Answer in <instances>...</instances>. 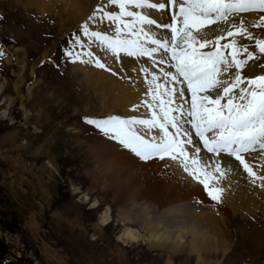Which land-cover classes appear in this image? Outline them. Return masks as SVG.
<instances>
[{
  "label": "rangeland",
  "instance_id": "374dc122",
  "mask_svg": "<svg viewBox=\"0 0 264 264\" xmlns=\"http://www.w3.org/2000/svg\"><path fill=\"white\" fill-rule=\"evenodd\" d=\"M6 1H0V38L9 41L20 37L19 32L25 33L27 51L17 53V46L11 45L15 60L6 62L3 76L9 84L4 83L0 90V235L7 237L0 264H205L194 257L187 261L186 252L174 255L150 248L145 238L128 243L118 239L128 227L138 228L136 223L127 224L120 212L121 207L130 208L125 203L130 191L120 182L111 186L116 171L109 168L106 159L95 158L91 149L101 146L104 150L96 149L98 153L110 158L111 147L104 136L87 142L83 136L86 126L80 121L82 115L102 117L115 111L116 100L96 97L99 92L94 91L95 87L75 82L69 67L66 75L52 68L53 78L48 67L40 65L66 34L69 37L77 30L76 24L70 29L66 26L65 32L57 31L56 19H42L35 13L37 9L30 12L21 5L17 9ZM20 14L27 18L22 19ZM64 18L60 19L61 25ZM44 49L49 52L43 55ZM21 71L24 85L19 83L16 89V74ZM29 91H34L31 98H27ZM37 94L44 99H38ZM36 98L41 100L39 107L34 105ZM87 103L91 105L90 113L79 106ZM121 165L131 171L119 161L117 167ZM109 207L104 224L102 218ZM223 237L227 238V250L232 243L231 248L227 252L221 244L216 261L208 264H264L263 210L234 216Z\"/></svg>",
  "mask_w": 264,
  "mask_h": 264
},
{
  "label": "snow or ice",
  "instance_id": "6c2138e0",
  "mask_svg": "<svg viewBox=\"0 0 264 264\" xmlns=\"http://www.w3.org/2000/svg\"><path fill=\"white\" fill-rule=\"evenodd\" d=\"M155 12L163 13L159 21ZM252 12L261 15L246 25L241 14ZM249 27L264 30V0H103L72 34L65 57L113 75H119L114 68L127 69L129 58L143 57L173 71L161 68L162 82L160 74L151 73V101L144 102L150 116L86 122L143 161L179 158L217 204L226 192L221 180L233 171L222 155L234 158L235 170L242 166L250 183L264 189V175L245 159L264 167V73L244 74L249 61L264 58V33ZM141 71L149 73L147 67ZM137 126L160 134L146 138Z\"/></svg>",
  "mask_w": 264,
  "mask_h": 264
},
{
  "label": "bare ground",
  "instance_id": "6f19581e",
  "mask_svg": "<svg viewBox=\"0 0 264 264\" xmlns=\"http://www.w3.org/2000/svg\"><path fill=\"white\" fill-rule=\"evenodd\" d=\"M6 2L9 3L10 6L13 5L17 7V9L18 6L21 5L24 9H27L30 12L37 9L35 13L40 15L42 19H46L47 17H49L50 20L56 19V24L59 26L57 31L63 29L64 32L75 24L80 28L81 21L87 18L97 5H100L98 0H7ZM20 15L24 16L23 14ZM63 15L67 20L65 18V20L62 19L64 24L61 25L60 19ZM260 15L261 13L258 12L246 13L251 24L256 22ZM25 18L27 17L24 16L22 19ZM250 23H248V25H251ZM12 24L14 25V22H12ZM68 25L70 27L67 29L66 26ZM102 26L106 28L105 25ZM7 27L11 28L12 26L8 23ZM36 30L39 31V27H36ZM249 31L257 34L259 28L249 27ZM262 31L264 33V30ZM19 35L20 37L17 39L22 45L14 49L17 53L23 51L24 54H26V45L23 43V41L26 40V35L25 33L21 34L20 32L18 36ZM89 43L92 42L90 41ZM14 49V53H11V55L8 56V64L15 60ZM48 52L47 49H44L42 54L44 55ZM127 64V70L129 72L133 67V62L128 60ZM260 64H264L263 59L256 61L255 63H250L249 67L251 68L246 69V74L252 76L255 75V73H264L263 69L258 68V65ZM21 67L23 70L24 66L21 65ZM78 68L82 71L81 79L88 86L95 87V90L93 89L94 91L99 92V95L96 97L108 101L116 100V102H114L117 107L116 110L113 111L112 109L111 112L106 114L123 110L125 114L139 115L140 118L150 116V112L144 104L140 105L137 103L142 92L138 90L140 87L138 83L137 86H133L131 81H128L126 78L128 75H131L130 72L125 74L123 70H117L119 71V78H116L103 70L95 69L91 66L86 65L84 66L85 69ZM34 73L35 69H33L31 75ZM22 78V71L20 73L17 72L16 89L19 83L22 84V86L24 85V78ZM4 83L9 84L6 77L0 74V90L1 88L4 89ZM42 83L43 82H41V84ZM22 86L20 85L21 88ZM46 90L47 89H45V91ZM33 92L34 91L27 92V98H31ZM36 96H38V99H44V97H41L39 94ZM76 97L80 98L79 95H76ZM38 99L36 102L37 104L34 103L37 107H39L38 103L41 101ZM61 100L65 101L62 97ZM79 106L84 108V112L90 113V104L87 103V105ZM100 106H102L100 109L101 112H103V104H100ZM106 108L107 107H105V109ZM43 129L44 126L36 132L40 133ZM142 129L144 130V133L150 132L156 136L160 134L157 129L150 130L143 126ZM103 138L113 152L110 158L106 157L104 154L98 153V149H103L101 146L96 145L91 147V149L95 158L98 160L101 159L100 157L106 159L109 168L116 171L114 172L115 175L111 186L114 187L124 184L122 187L130 191L128 202L125 203H129L130 208L133 210L121 207L120 212L126 223H136L138 227H128L123 232V234L126 233L124 236L123 234L118 236V239L125 243H128V241L138 242L140 239L145 238L148 239L150 248L170 251L174 255L186 252L187 261L194 257L198 263L203 262L208 264V262L216 261V250L221 247V244L225 245V250H227V238L224 239L223 233L226 234L228 232L229 222L234 216L240 214L245 217L247 214H255L256 211L259 210L264 211V189L251 184L250 180L247 178V174L242 173V167L239 166V170H235L238 168V162H236L234 158L222 157L223 164L230 165L233 171H230L227 177L221 180V186L226 188V192L223 196V202L217 204L207 196L205 190H203L200 185L189 179V177L183 172L182 165L176 164L172 161L159 162L156 159L146 163L141 162L130 151L121 148L120 145L110 141L105 136ZM245 159L253 167L254 171L259 175H264V167H257V161H254L247 155H245ZM119 161L128 166L131 171L127 170L125 167L122 168V165L120 167L118 166V168L117 165L119 164ZM125 171H128L129 175H126ZM136 172H140L139 176L136 175ZM142 180H144V182H142ZM144 185L150 186L146 188ZM113 187H111V189ZM196 200L200 205L193 204ZM110 210L111 208L109 207L104 213V217L102 218L104 224L107 223V217H109ZM59 217L66 220V218L61 215H59ZM125 243H123V245H126ZM114 244L116 245L118 243ZM231 246L232 243L230 247L228 246V250ZM212 256L214 258H212ZM168 262H173L169 255Z\"/></svg>",
  "mask_w": 264,
  "mask_h": 264
},
{
  "label": "water",
  "instance_id": "95a60500",
  "mask_svg": "<svg viewBox=\"0 0 264 264\" xmlns=\"http://www.w3.org/2000/svg\"><path fill=\"white\" fill-rule=\"evenodd\" d=\"M0 248H2L3 250L6 249V242L3 237H0Z\"/></svg>",
  "mask_w": 264,
  "mask_h": 264
}]
</instances>
